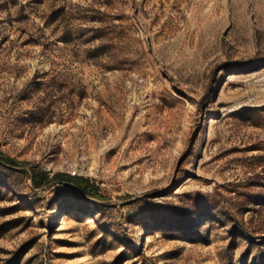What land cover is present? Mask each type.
Wrapping results in <instances>:
<instances>
[{"label": "rangeland", "instance_id": "obj_1", "mask_svg": "<svg viewBox=\"0 0 264 264\" xmlns=\"http://www.w3.org/2000/svg\"><path fill=\"white\" fill-rule=\"evenodd\" d=\"M0 154V264H264V0H0Z\"/></svg>", "mask_w": 264, "mask_h": 264}, {"label": "trees", "instance_id": "obj_2", "mask_svg": "<svg viewBox=\"0 0 264 264\" xmlns=\"http://www.w3.org/2000/svg\"><path fill=\"white\" fill-rule=\"evenodd\" d=\"M64 43H67L68 40H62ZM0 163L5 166L16 167L17 162L12 158L3 156L0 154ZM32 171L31 180L35 188H40L44 185L59 183L64 185H75L84 195L92 197L95 199H101V195L97 187L89 182L88 179L80 176H70L68 174L58 173L54 174L52 177H49L44 172H37L34 169Z\"/></svg>", "mask_w": 264, "mask_h": 264}]
</instances>
